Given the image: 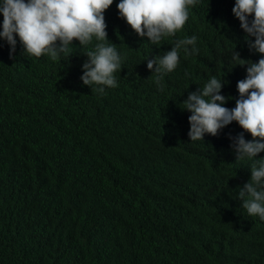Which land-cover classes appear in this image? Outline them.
<instances>
[{
    "label": "trees",
    "instance_id": "trees-1",
    "mask_svg": "<svg viewBox=\"0 0 264 264\" xmlns=\"http://www.w3.org/2000/svg\"><path fill=\"white\" fill-rule=\"evenodd\" d=\"M119 2L104 15L123 68L102 94L81 80L95 38L53 61L26 54L18 34L14 53L0 37V264H264V219L237 196L253 161L237 160L232 137L251 134L233 121L193 142L181 108L213 75L234 108L248 65L234 67L233 51L261 58L236 0H198L158 45ZM191 36L199 53L181 49L161 90L148 59Z\"/></svg>",
    "mask_w": 264,
    "mask_h": 264
},
{
    "label": "clouds",
    "instance_id": "clouds-1",
    "mask_svg": "<svg viewBox=\"0 0 264 264\" xmlns=\"http://www.w3.org/2000/svg\"><path fill=\"white\" fill-rule=\"evenodd\" d=\"M113 2L0 0V13L3 14L0 37L11 45V53H14L18 34L26 54L47 55L53 61L62 53L69 55L74 40L81 46H88L95 38L94 50L85 52L88 59L82 65L81 80L91 86L93 92L102 94L105 87H118L114 74L123 68V58L115 45L108 43L106 31L104 13ZM197 3L198 0H120L117 7L119 15L140 37H147L152 44L158 45L184 28L190 7ZM232 12L241 22L249 49L262 54L258 62H253L233 51L234 67L248 65L246 77L237 82L236 106L231 109L223 106L232 97L221 94L224 81L213 75L200 89L189 93L181 108L192 113L188 119L189 137L193 142L203 141L205 133L219 135L220 130L233 121L251 134L252 140H246L243 133L232 137L237 160L253 161L251 178L237 196L250 216L264 219V158H257L264 152V0H236ZM181 49L185 54H198L197 37L179 39L164 55L148 59L147 67L155 74V82L161 90L164 76L180 63Z\"/></svg>",
    "mask_w": 264,
    "mask_h": 264
}]
</instances>
